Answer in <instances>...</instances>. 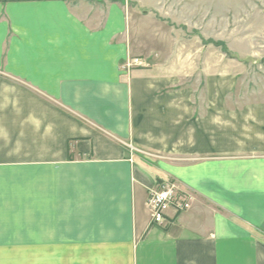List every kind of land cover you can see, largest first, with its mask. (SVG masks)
<instances>
[{
  "label": "crops",
  "instance_id": "crops-1",
  "mask_svg": "<svg viewBox=\"0 0 264 264\" xmlns=\"http://www.w3.org/2000/svg\"><path fill=\"white\" fill-rule=\"evenodd\" d=\"M134 1L164 0H0V253L264 264V100L231 105L212 54L123 71ZM166 181L190 206L151 224Z\"/></svg>",
  "mask_w": 264,
  "mask_h": 264
},
{
  "label": "rangeland",
  "instance_id": "rangeland-1",
  "mask_svg": "<svg viewBox=\"0 0 264 264\" xmlns=\"http://www.w3.org/2000/svg\"><path fill=\"white\" fill-rule=\"evenodd\" d=\"M134 3L129 15L134 54L130 60L137 59L141 64L132 65L130 70L158 62L174 63L163 59L178 53L212 54L208 62L213 67V81L220 78L215 74L221 73L219 65L223 64L222 71L228 74H223L227 77L224 80L233 87L228 98L231 105L264 100V0H164L154 8L147 7L146 12ZM8 47L6 44L4 52ZM126 61L120 66L125 72ZM193 79H197L198 88L203 86L204 77L187 78L185 84ZM135 149L129 159L139 152ZM39 257L33 254V262ZM31 261L29 253H0V264Z\"/></svg>",
  "mask_w": 264,
  "mask_h": 264
},
{
  "label": "built area",
  "instance_id": "built-area-1",
  "mask_svg": "<svg viewBox=\"0 0 264 264\" xmlns=\"http://www.w3.org/2000/svg\"><path fill=\"white\" fill-rule=\"evenodd\" d=\"M125 69L130 71L132 65H139V60L130 58L126 59ZM127 71V72H128ZM129 153L135 152L136 149L127 144ZM189 199L182 194L174 182L160 183L159 188L152 190L148 198V208L150 211L151 224L162 225L165 221L166 213L173 208L175 213L185 210L189 206Z\"/></svg>",
  "mask_w": 264,
  "mask_h": 264
},
{
  "label": "trees",
  "instance_id": "trees-1",
  "mask_svg": "<svg viewBox=\"0 0 264 264\" xmlns=\"http://www.w3.org/2000/svg\"><path fill=\"white\" fill-rule=\"evenodd\" d=\"M217 43V45H223V43L222 42H216Z\"/></svg>",
  "mask_w": 264,
  "mask_h": 264
}]
</instances>
